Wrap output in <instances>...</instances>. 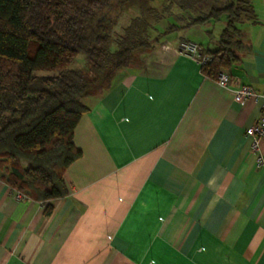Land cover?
Returning <instances> with one entry per match:
<instances>
[{"label": "crops", "instance_id": "obj_1", "mask_svg": "<svg viewBox=\"0 0 264 264\" xmlns=\"http://www.w3.org/2000/svg\"><path fill=\"white\" fill-rule=\"evenodd\" d=\"M249 2L227 88L177 52L214 51L226 19L178 30L86 100L66 196L17 201L0 179V264H264V140L256 154L245 136L262 101L232 93L264 92V0Z\"/></svg>", "mask_w": 264, "mask_h": 264}, {"label": "trees", "instance_id": "obj_2", "mask_svg": "<svg viewBox=\"0 0 264 264\" xmlns=\"http://www.w3.org/2000/svg\"><path fill=\"white\" fill-rule=\"evenodd\" d=\"M153 6L152 0H0V165L12 191L41 203L66 196L63 176L81 156L72 139L88 112L86 100L108 90L119 72L141 66L165 36L225 18L217 48H204L211 61L200 67L215 81L238 60L240 25L254 19L249 0ZM80 55L87 69H70Z\"/></svg>", "mask_w": 264, "mask_h": 264}, {"label": "built area", "instance_id": "obj_3", "mask_svg": "<svg viewBox=\"0 0 264 264\" xmlns=\"http://www.w3.org/2000/svg\"><path fill=\"white\" fill-rule=\"evenodd\" d=\"M177 52L179 55L195 62L199 67L209 63L211 58L205 53L204 48L196 43L192 42H182L177 46ZM229 76L221 72L218 74L216 80L214 81L219 87L227 88L229 85ZM233 99L236 103H244L248 99L253 101H262L261 114L257 122L251 127L247 128L245 131V136L249 141L250 150L253 153L259 152L260 142L264 140V92L258 94L254 92L249 86L241 85L233 90ZM262 164V159L260 155L257 158V165ZM14 192V197L17 201L27 200L28 198L17 191Z\"/></svg>", "mask_w": 264, "mask_h": 264}, {"label": "rangeland", "instance_id": "obj_4", "mask_svg": "<svg viewBox=\"0 0 264 264\" xmlns=\"http://www.w3.org/2000/svg\"><path fill=\"white\" fill-rule=\"evenodd\" d=\"M163 0H152V5H154L153 7H156L157 9L160 7V5L162 4ZM127 14H131L130 12H127ZM122 21V20H121ZM173 22V21H172ZM175 22V21H174ZM122 23V22H120ZM221 25H224V22H221ZM216 34H219V29L215 30ZM111 49H114V44H111ZM70 69L72 70H79V71H85L87 69V62L86 59L83 55H80L76 58V60L74 61V63L71 65ZM8 169L7 167H4L3 165H0V179H3L6 177Z\"/></svg>", "mask_w": 264, "mask_h": 264}]
</instances>
